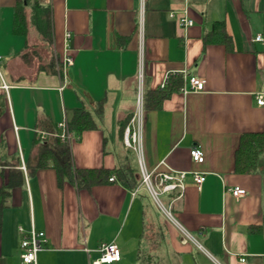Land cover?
<instances>
[{
    "label": "crops",
    "instance_id": "crops-1",
    "mask_svg": "<svg viewBox=\"0 0 264 264\" xmlns=\"http://www.w3.org/2000/svg\"><path fill=\"white\" fill-rule=\"evenodd\" d=\"M41 1L51 10L60 71L39 65L35 48L32 59L28 34L45 38L33 26L25 35L13 32L17 0H0V190L9 191L0 264H23L19 226L45 233L36 264H98L102 242L116 244L121 259L101 264L139 256L146 204L138 193L145 184L122 128L138 89L160 88L167 75L182 83L160 107H142L141 164L153 183L160 173H182L183 188L161 193L169 218L159 227L151 215L153 227L187 264H198L197 256L209 264H264V153L255 171L234 170L240 135L264 132V105L256 101L264 94V41L255 40L264 35V0ZM184 10L192 19L187 27L179 23ZM215 20H224L231 50L203 42ZM190 76L205 80L203 90L180 91ZM78 108L95 127L68 129L72 165L109 169L112 180L59 185L52 166L35 167L40 141L60 133L58 123ZM195 145L202 162L189 156ZM196 171L204 175L200 187ZM233 186L246 194L234 198Z\"/></svg>",
    "mask_w": 264,
    "mask_h": 264
},
{
    "label": "trees",
    "instance_id": "trees-1",
    "mask_svg": "<svg viewBox=\"0 0 264 264\" xmlns=\"http://www.w3.org/2000/svg\"><path fill=\"white\" fill-rule=\"evenodd\" d=\"M33 26L43 38H52L51 10L42 4L41 0H17L13 15V32L25 35L29 27ZM203 42L221 43L227 50L232 49L230 34L225 29L224 20H215L212 28L203 37ZM182 83L180 76H169L164 88L145 91L142 93L143 108H158L164 99L177 91ZM125 122L124 127L129 122ZM67 127L70 132L81 133L83 130L92 129L95 123L90 113L83 109H75L66 117ZM41 147L36 156L35 167L52 166L57 173L59 185L66 180L80 178L86 185L91 182H101L110 179L113 171L109 169H81L75 168L71 161L69 142L60 139L59 133L40 141ZM264 153V132H244L240 135L237 148L234 153V170L240 173H250L257 169L261 154ZM3 195L0 199V228L1 213L6 206V197L9 194L7 188L1 189ZM6 196V197H5Z\"/></svg>",
    "mask_w": 264,
    "mask_h": 264
},
{
    "label": "built area",
    "instance_id": "built-area-1",
    "mask_svg": "<svg viewBox=\"0 0 264 264\" xmlns=\"http://www.w3.org/2000/svg\"><path fill=\"white\" fill-rule=\"evenodd\" d=\"M45 3H49L50 0H43ZM179 23L181 26L187 27L192 24V19L186 15V11H183V14L179 18ZM69 33H66L65 37L67 38ZM255 40L264 41V35H257ZM67 47V46H66ZM1 59V56H0ZM63 62L65 64H72L73 57L72 54L65 53ZM141 77V74L139 75ZM1 77V72H0ZM169 76H165L162 81L160 88H164L167 84ZM187 87L180 88V91L187 93L188 91H201L204 88L205 80L197 78L195 76H190L187 79ZM5 89L8 86L3 83L2 85ZM257 104L264 105V94H258L256 96ZM142 91L138 89L137 92V106L133 116L130 118L129 122L126 124L123 131V143L126 147L132 149L139 157L140 165V175L142 183H144L151 194L155 199L160 203L158 199V194L173 190L176 187L183 188L181 179L183 174L181 173L178 177L174 176L172 173L163 172L158 174L156 182L153 183L151 173L143 169L141 164V129H142ZM58 128L61 130L59 133L60 139L70 141L71 137L68 132L66 118L58 123ZM189 156L194 162L203 161V152L198 145L192 146L189 148ZM113 178L111 177L110 180ZM193 180L197 187H200L201 183L204 180V175L200 172L193 173ZM230 193L236 199L242 198L246 191L240 186H233L229 188ZM19 232L21 233L20 241V259L23 264H36L37 253L42 250L47 242L44 231L37 230L34 227H31L29 230H24L21 226L18 227ZM100 253L98 259L95 261L98 264L101 263H112L117 262L121 259V252L116 244L113 242H102L98 247Z\"/></svg>",
    "mask_w": 264,
    "mask_h": 264
},
{
    "label": "rangeland",
    "instance_id": "rangeland-1",
    "mask_svg": "<svg viewBox=\"0 0 264 264\" xmlns=\"http://www.w3.org/2000/svg\"><path fill=\"white\" fill-rule=\"evenodd\" d=\"M29 46L28 51L32 55L34 60L32 49L40 51V58L36 59L39 61V65L43 67L52 68L55 71H60L61 61L59 50L56 45L52 43L49 38L42 39L36 33H29ZM1 70V68H0ZM70 113L68 114V116ZM138 197H142L146 204L145 208V237L141 244V252L139 256L137 254L132 255V260L128 264H187V259L185 260L183 256L173 257L169 252L167 243L161 242L159 231L153 227L151 218L153 215L155 220H157V226L162 227V222L169 218L168 211L164 210L161 204L155 199L151 194L147 186L139 189ZM158 199L166 206L165 196L158 194ZM159 242V244H158ZM161 245V246H159ZM154 255V257H153ZM196 261L198 264H209L206 260L197 256Z\"/></svg>",
    "mask_w": 264,
    "mask_h": 264
}]
</instances>
